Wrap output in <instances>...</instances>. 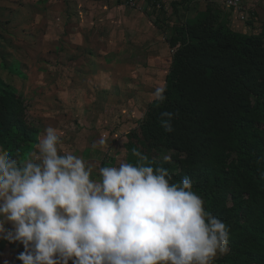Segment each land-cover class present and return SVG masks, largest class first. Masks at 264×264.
<instances>
[{
    "label": "rangeland",
    "instance_id": "obj_1",
    "mask_svg": "<svg viewBox=\"0 0 264 264\" xmlns=\"http://www.w3.org/2000/svg\"><path fill=\"white\" fill-rule=\"evenodd\" d=\"M248 1L243 6L253 0ZM255 1L252 19L247 24L241 19L245 30L227 8L220 21L234 32L264 40V0ZM116 3L0 0V79L23 99L26 127L36 132V141L46 127H54L61 152L103 166L126 160L129 134L155 101V89L166 86L179 47H172L175 36L206 8L202 0H190L179 4L174 17L172 9L163 16L153 13L149 20L148 12ZM166 15L169 20L163 23ZM101 137L105 146L93 149ZM10 244L0 248V264L11 250L22 251V245ZM228 253H218L213 264Z\"/></svg>",
    "mask_w": 264,
    "mask_h": 264
},
{
    "label": "clouds",
    "instance_id": "obj_2",
    "mask_svg": "<svg viewBox=\"0 0 264 264\" xmlns=\"http://www.w3.org/2000/svg\"><path fill=\"white\" fill-rule=\"evenodd\" d=\"M165 92L157 87L154 100ZM174 118L161 112L165 132ZM61 143L48 126L22 159L0 146V240L22 245L21 264H213L229 251V226L206 210L191 178L173 182L135 148L134 163L103 166L61 152Z\"/></svg>",
    "mask_w": 264,
    "mask_h": 264
},
{
    "label": "trees",
    "instance_id": "obj_3",
    "mask_svg": "<svg viewBox=\"0 0 264 264\" xmlns=\"http://www.w3.org/2000/svg\"><path fill=\"white\" fill-rule=\"evenodd\" d=\"M189 3H173L172 17L179 4ZM205 7L175 36L172 47H179L165 78L167 99L149 104L129 134L126 160L135 162V148L169 169L173 182L192 179L206 210L230 228L229 253L218 263L264 264V40L225 26L220 4ZM158 12L163 16L169 7L147 17ZM163 111L175 113L171 133L160 126ZM25 121L23 99L0 79V146L20 158L37 135ZM164 153L171 154L170 163ZM6 246L12 248L0 240V248Z\"/></svg>",
    "mask_w": 264,
    "mask_h": 264
},
{
    "label": "built area",
    "instance_id": "obj_4",
    "mask_svg": "<svg viewBox=\"0 0 264 264\" xmlns=\"http://www.w3.org/2000/svg\"><path fill=\"white\" fill-rule=\"evenodd\" d=\"M169 0H122L123 6L131 8L138 12H151L153 10L160 11L162 8L167 7ZM175 1V0H174ZM205 3H218L224 9L232 10L235 14L242 15L244 23L249 19L248 9L242 7L245 4L244 0H202ZM168 8V7H167Z\"/></svg>",
    "mask_w": 264,
    "mask_h": 264
},
{
    "label": "crops",
    "instance_id": "obj_5",
    "mask_svg": "<svg viewBox=\"0 0 264 264\" xmlns=\"http://www.w3.org/2000/svg\"><path fill=\"white\" fill-rule=\"evenodd\" d=\"M115 2H117L118 0H114ZM180 2V0H169L168 2H167V7H169V12H171V10H170V6H172V4L173 3H175V2ZM245 1V0H244ZM248 1V0H247ZM203 2V1H202ZM251 2V1H250ZM205 3V2H204ZM247 3H249V1L247 2ZM254 3L256 4L257 2L255 1V0H253L252 1V3H250V4H247V6H244V9L245 8H247V9H250V8H252L251 9V11H250V13L252 14V12H257V10L255 9V6H254ZM117 4V3H116ZM244 5V4H243ZM243 9V10H244ZM203 11V10H202ZM234 13V12H233ZM235 14V13H234ZM236 15V18H237V20H238V22H239V24L241 25V27L243 28V30H245V26L243 25V22H242V15L240 16V15H238V14H235ZM240 29V28H239ZM21 250L23 251V248H21ZM13 253H11V256H9V259H8V264H21V262L20 261H18L17 259H16V256L18 255V251L17 250H11ZM2 254V253H1Z\"/></svg>",
    "mask_w": 264,
    "mask_h": 264
}]
</instances>
